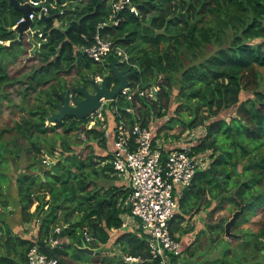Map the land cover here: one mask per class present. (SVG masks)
Listing matches in <instances>:
<instances>
[{
    "label": "trees",
    "instance_id": "16d2710c",
    "mask_svg": "<svg viewBox=\"0 0 264 264\" xmlns=\"http://www.w3.org/2000/svg\"><path fill=\"white\" fill-rule=\"evenodd\" d=\"M67 1L58 17L61 25L40 20L46 40L34 49L36 64L24 76H10L1 58L8 48L0 43V104L3 98L13 103L6 87L17 83L25 111L12 127L0 128V264H28L26 254L37 241L45 242L40 250L57 258L58 264H85L77 263L80 255L66 250L79 251L84 230L92 237L90 248H99L100 253L104 247L118 246L121 256H113L116 261L107 257L106 264H150L138 224L123 226L122 215L130 212L124 207L130 188L116 175L112 153L100 157L92 149L84 151L93 141L106 147V131L112 133L118 122L105 124V118L87 128L89 117H66L45 124L61 101L60 94L110 71L117 49L126 56L119 67L136 70L130 78L132 86L159 89L150 100L137 94L131 100L119 95L109 104L117 107L128 126L139 122L152 128L153 146L161 149L162 159L169 151L156 144L162 129L183 134L204 128L193 151L209 152L210 162L177 196L179 211L170 221L173 236L193 231L189 221L204 210V227L186 246V255H192L193 243L197 250L203 247L197 243L202 237L205 245L217 244L219 254L193 264H263L258 257L264 259V0H131L138 15L120 11L117 24L110 22V0ZM20 16L7 0H0V40L17 38L10 28ZM97 32L114 47L102 64L80 50L93 43ZM22 43L15 42L10 50ZM73 73L74 79L67 80ZM112 82L116 80L109 73L108 85ZM243 92L248 93L245 99H241ZM173 94L177 105L170 116ZM31 96L36 104L25 107ZM42 153L56 159L46 167ZM231 205L232 211L244 205V213L261 208L253 222L255 232L245 230L241 238H224L228 217L220 213ZM10 214L20 229L27 225L24 231L29 238L12 230L15 220H10ZM57 229L52 246L50 239ZM232 241L237 243L234 248ZM178 260L173 259L175 264Z\"/></svg>",
    "mask_w": 264,
    "mask_h": 264
},
{
    "label": "built area",
    "instance_id": "2783aa9c",
    "mask_svg": "<svg viewBox=\"0 0 264 264\" xmlns=\"http://www.w3.org/2000/svg\"><path fill=\"white\" fill-rule=\"evenodd\" d=\"M110 1L113 11L110 22L113 24H117V13L120 11L128 10L134 15H138V10L131 0ZM22 2L39 7V10L29 15L31 25L24 31V33L30 34V38H36L32 48L34 51L46 40L41 29H32L34 20L42 19L41 12L44 15H52V10L56 9H59L58 13L53 16L58 15L55 16L58 18L63 14L68 1L26 0ZM23 20L21 15L16 24ZM104 24H100L99 27ZM0 43L4 44L6 41L0 40ZM113 48L112 42L102 38L97 32L93 43L89 46H82L80 50L90 59L102 64ZM116 53L121 62L126 59L120 50L117 49ZM97 79H101V77L97 76ZM158 89L157 85L140 88L139 84L135 86L130 84L121 90L120 95L131 100L137 94L150 100L156 98ZM105 103L103 102L100 109L90 114L87 128H92L97 121L100 123L105 121V110L109 109ZM126 110L131 111L130 108ZM112 112H118L116 106H112ZM118 116L120 117V113ZM194 131H187L184 135H188L187 138L180 140L175 147L171 148L164 159H162L161 149L153 146V130L148 126L139 122L128 126L125 118L120 117L113 132H106V143L110 146L113 155L112 167L118 177L127 181L130 188L124 204V207L128 208L130 212L122 215L123 226L138 224L139 234L149 250L150 264H175L173 259L179 258L183 252L180 239L177 235L173 236L170 231V221L179 211L176 199L185 188L190 186L196 172L201 168H206L209 162L206 153L193 151V146L204 135V131L201 133ZM45 160L44 163L48 164V161ZM83 236L82 243L90 248L91 235L84 230ZM50 243L54 246L56 240L50 239ZM26 257L28 264H58L57 258L49 257L42 252L37 243L30 247ZM125 258L127 261L137 262L139 260L136 257Z\"/></svg>",
    "mask_w": 264,
    "mask_h": 264
},
{
    "label": "rangeland",
    "instance_id": "374dc122",
    "mask_svg": "<svg viewBox=\"0 0 264 264\" xmlns=\"http://www.w3.org/2000/svg\"><path fill=\"white\" fill-rule=\"evenodd\" d=\"M41 23V24H40ZM42 25H44V22H40V21H37V20H34L33 22V26H32V29L36 30V29H41ZM53 25L55 26H59L61 25L60 21L58 20V18H54L53 19ZM18 37V36H17ZM30 34L28 32L24 33L23 34V39L21 40L23 43H22V46H18V45H15L14 48L12 50H10L11 48H8V50L4 51V52H1V58H2V62L3 64L8 68V71H9V74L11 77L13 78H19V77H22L24 76V74L28 73L30 71L31 68H33L34 64L35 63V58H34V53L32 51V48H33V45H34V41L36 38H30ZM35 37V36H34ZM9 43V41H6V43H4V45H7ZM30 45L31 48H26L25 46H28ZM25 50V51H24ZM6 54V55H5ZM33 56V57H32ZM263 73H264V69L261 70ZM107 72V70H106ZM74 75L75 73H73L72 75L68 76L67 77V80H70L72 81L74 79ZM97 78V77H95ZM21 87L20 84H14V85H11V86H8L6 87V90L9 92V98H11V100H13V103L12 102H8L6 98H3L1 100V104H0V128L2 127H12L14 122L19 120L20 119V116L22 114L25 113V111L21 110V106H23L24 104L22 103V101H20V95H18V90L19 88ZM66 91V90H65ZM120 95V94H119ZM118 95V96H119ZM117 96V97H118ZM175 94H173L172 96V100H171V105H170V116L173 115V112H174V109L177 105V103L175 102V98H174ZM248 96V93L246 92H243L242 95H241V99H245L246 97ZM36 104V101H35V97L31 96L30 100H29V103H27L25 105V107H29L30 104ZM105 105L109 107L108 110H105V113H106V122L105 124H107L108 122H118L120 120L119 118V111L114 113L112 112V105L109 104V102H106ZM105 108V106H104ZM106 109V108H105ZM103 112V111H101ZM233 110H230L228 111L226 114H230L232 113ZM98 116V114H97ZM119 118V119H118ZM163 120H167L166 118H164ZM46 125H53L51 123H45ZM100 126H103V125H100ZM175 127V125L173 126ZM178 128V127H176ZM107 129V128H106ZM105 130V129H104ZM195 131L194 132H198V133H201L204 131V128L203 127H198L196 129H194ZM107 132V131H106ZM52 132H50L49 134H51ZM186 133V131L182 134V133H179L177 130H174V132H170V130H166V129H162L158 135L160 136V139H162V137H165V142H169L171 143L172 141L174 140H179L180 139L184 140L187 138L188 135L184 136ZM8 135V133L6 134ZM168 137H172L171 139H169ZM80 138L81 139H84L85 138V135L84 134H81L80 135ZM169 139V140H167ZM90 149L93 150L94 154H96L97 156H105L106 154L108 153H111V148L109 145H107L106 147L102 148L98 145L97 141L96 142H90L88 145H86V147L84 148V151L87 153L90 151ZM209 152L206 153L207 157L209 158V162H210V157L208 156ZM41 158H45L46 160L45 161H48V164L47 163H44L46 165V167L50 164V162L53 163V161L56 159L55 156H51L50 154H46V153H42L41 154ZM208 162V164H209ZM105 162L102 161L101 164H104ZM204 168H201L199 170H202ZM111 182H109L110 184ZM46 198H48V196H46ZM35 205H36V202L32 205L31 207V211L34 210L35 208ZM256 207H259V206H255V207H251L249 208V210H247L245 213L243 212V214L238 218L237 222H236V226L233 227L232 229V232H234L235 234H239L241 235L240 233L245 231V230H249V231H252V232H255L256 231V224L253 223L255 220L252 218V214L254 212H260L261 208H256ZM228 208V206H227ZM230 210H231V213H230V210H222L221 213H220V216L223 218V217H228L230 218L231 214H232V210L234 209V206L231 205L229 206ZM13 210V208L11 209ZM13 213L11 214H14L15 210L12 211ZM10 214L9 218L11 221L15 220L16 222V218L14 216H12ZM255 214H253L254 216ZM259 216V215H258ZM12 217V218H11ZM245 218H249L248 221H246ZM252 218V220H251ZM251 220V222H250ZM18 222V221H17ZM5 226V225H4ZM203 226V225H202ZM13 227V231L18 235H23L21 234V232L19 231V233L17 232V225L16 223L14 224ZM192 232V233H191ZM187 234H193V236L195 237V234H194V231H190V233H184L182 234V239H180L181 241V245L182 247H186L184 245L185 243V240L188 239L187 238ZM26 235V234H25ZM246 236V235H245ZM191 237V235H190ZM114 238V236H113ZM224 238H226L224 236ZM238 238H241L238 237ZM228 240H230V238H226ZM200 241V242H199ZM197 243H201L203 247H201V249L197 250L198 248V245L196 243H193L191 245V248H190V253H192V255H186L187 251L186 249H183V252L182 256H179V260H178V263L180 261L179 264H184V260L185 262H187L188 264H193L194 261H198V262H201V263H205L206 260H212V259H215L218 257V251L215 249L217 248V244L215 245H205V241L203 240V237L201 240H198ZM236 241H232V247L234 248V246L236 247ZM196 248V249H195ZM248 248V246H247ZM209 249V250H207ZM211 249H215V250H211ZM67 252L69 253V255H73L74 253H77L78 255L81 256V259H78L76 260L77 263H80V262H87L85 264H106V258L107 257H111L113 258V261H116V259L113 257V256H121V252L118 248L117 245L115 244H112L108 247H104V249H102L101 253L99 251V248H94V254H85V253H81L80 251H77L76 249L74 248H71V247H67L66 248ZM188 254V253H187ZM103 257L104 260H101V258ZM105 257V258H104ZM258 259L260 260L261 263L264 264V259L258 257ZM126 260V258H125ZM133 262V261H132ZM72 264L74 263V261L71 262Z\"/></svg>",
    "mask_w": 264,
    "mask_h": 264
},
{
    "label": "water",
    "instance_id": "95a60500",
    "mask_svg": "<svg viewBox=\"0 0 264 264\" xmlns=\"http://www.w3.org/2000/svg\"><path fill=\"white\" fill-rule=\"evenodd\" d=\"M9 5L13 7L14 10L18 11L24 18L23 21L17 23L14 27L10 28L15 31L18 35L14 40H10L6 45L7 48H11L15 42L21 41L23 39L24 31L28 29L31 25V19L29 15L34 11L39 10V7H34L28 2H22V0H8ZM60 1V0H59ZM58 16V15H55ZM53 15H44L41 12L42 19L53 20L55 18ZM119 63H121L120 58L116 57L110 63V74L115 78L116 84L111 83L108 85L109 74L104 75L101 79L91 77L88 82L93 88V93H90L87 89V85H74L72 90L83 98L77 99L74 95L70 93L67 89L64 94H60V103H55L56 111H50L46 118L47 123L55 124L61 122L66 117H73L76 120H81L83 118L89 117L90 114L101 108L103 102H110L114 100L125 87H128L131 83L130 78L136 75V70H130L129 68L119 69ZM158 102V100H156ZM244 205L234 210L224 224V236L226 238L240 237L239 234L232 232L233 226L236 224L238 218L243 214ZM60 229L56 230L52 235V240H56L57 233ZM37 244L42 247L45 245L44 241H37ZM77 249L86 254H94V249L85 246H78ZM264 255V251L262 252ZM133 262H136L133 260Z\"/></svg>",
    "mask_w": 264,
    "mask_h": 264
},
{
    "label": "crops",
    "instance_id": "0c3cea01",
    "mask_svg": "<svg viewBox=\"0 0 264 264\" xmlns=\"http://www.w3.org/2000/svg\"><path fill=\"white\" fill-rule=\"evenodd\" d=\"M170 132L173 133L174 131L170 130ZM168 138L171 139L172 137H168ZM164 139H165V137H162V139H160V137L158 136L157 139H156V144L159 145V146H162L164 149H168V150H170L171 148L175 147L176 144L179 142V140L177 139V140H174L171 143H169V142H165ZM169 139H167V140H169ZM206 214H207L206 211L202 210L199 213L195 214L192 217V219L189 221V223L194 227V230H193L194 234L197 233L201 228L204 227V221L206 219ZM258 215H260V212H258V213L256 212L255 215L252 216V218L254 220H257L258 217H259ZM252 218H251V220H252ZM251 220H250V222H251ZM25 228H27V225H23V227H21V229L19 227H17V230H18L17 232L19 233V231H20L21 234H23V235H19L18 234V236L23 237V238H29V233L27 234V232L24 231ZM32 233H33V231H32ZM190 235H191V237H190ZM190 235L189 234L186 235L188 239L185 240V243H184L185 246H188L190 241H192L194 239L193 234H190ZM177 236H179V238L182 239V235L180 236L179 234H177ZM185 248L183 247V249H185Z\"/></svg>",
    "mask_w": 264,
    "mask_h": 264
},
{
    "label": "flooded vegetation",
    "instance_id": "af4514ba",
    "mask_svg": "<svg viewBox=\"0 0 264 264\" xmlns=\"http://www.w3.org/2000/svg\"><path fill=\"white\" fill-rule=\"evenodd\" d=\"M22 1H26V0H22ZM7 2L9 3V1L7 0ZM120 65V64H119ZM119 69H125V68H120L119 67ZM110 72L109 71H107L106 72V74L105 75H107V74H109ZM89 80V79H88ZM98 80V79H97ZM112 83H115V82H112ZM116 84V83H115ZM83 85V84H82ZM86 85H87V89H88V91L90 92V93H93V88L91 87V85L89 84V82L88 83H86ZM70 93L72 94V95H74L77 99H81V98H83V96H81V95H79V94H76L74 91H70ZM61 102V101H60ZM59 102V103H60ZM56 110H57V108H56ZM56 110H54V111H56Z\"/></svg>",
    "mask_w": 264,
    "mask_h": 264
},
{
    "label": "clouds",
    "instance_id": "9594fccd",
    "mask_svg": "<svg viewBox=\"0 0 264 264\" xmlns=\"http://www.w3.org/2000/svg\"><path fill=\"white\" fill-rule=\"evenodd\" d=\"M131 84V83H130Z\"/></svg>",
    "mask_w": 264,
    "mask_h": 264
}]
</instances>
